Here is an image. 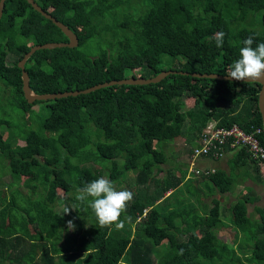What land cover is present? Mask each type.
<instances>
[{"label":"trees","instance_id":"trees-1","mask_svg":"<svg viewBox=\"0 0 264 264\" xmlns=\"http://www.w3.org/2000/svg\"><path fill=\"white\" fill-rule=\"evenodd\" d=\"M34 1L79 41L76 48L39 50L29 58L25 71L37 95L150 79L162 71L227 76L245 39L254 36L253 47L264 43V0ZM220 31L225 35L218 48L213 36ZM67 41L25 0L5 2L0 20V91H6L0 103V183L7 176L11 183L6 187L9 200L0 203V264H264V208H254L257 220L248 213V204L257 198L251 195L254 188L244 187L232 203L228 223L220 218L216 198L248 177L264 185V160L247 146L230 148L228 142L224 156H230L229 172L188 179L185 163L160 167L167 161L168 144L184 137L189 148L183 153L189 155L211 121L216 128L261 130L256 138L264 149L261 86L177 73L156 84L115 85L28 104L19 61L35 45ZM91 43L98 48L94 57L83 51ZM10 53L19 58L9 66ZM190 99L192 107L183 111ZM41 103L50 110L46 118L32 109ZM12 108L22 114L17 125L5 116ZM161 172L166 176L158 178ZM29 175L34 189L23 193L22 176ZM100 177L115 185L123 179L126 187L120 190H134L124 214L132 221L123 229L100 227L87 204L75 199L78 187ZM58 190L64 193L62 206ZM203 196H214L212 207ZM68 208L72 210L64 214ZM69 220L75 224L72 231ZM227 224L235 233L232 244L218 237ZM160 246L168 250L156 251Z\"/></svg>","mask_w":264,"mask_h":264},{"label":"clouds","instance_id":"clouds-1","mask_svg":"<svg viewBox=\"0 0 264 264\" xmlns=\"http://www.w3.org/2000/svg\"><path fill=\"white\" fill-rule=\"evenodd\" d=\"M224 35L225 33L220 31L213 36L218 48L223 46ZM253 43L254 36H249L243 41V47L239 50V58L227 69L226 75L228 77L240 82L264 80V43H259L256 47H253ZM209 124L215 126L214 121L209 122ZM196 145L197 144H195L194 147ZM194 147H192V151ZM191 154L192 153L187 156V161L184 162L188 179L206 176L204 174L206 170H214L213 173H215L217 169L213 167L202 169V161L217 162L224 159L213 160L206 157L192 162ZM192 170H200L202 173L196 175L191 172ZM76 192L75 199L81 204H87V207L95 214L100 227L115 226L117 229H123L126 221H132L131 216H125L124 214L127 211L128 203L134 198V193L127 189L117 190L114 182L107 177H100L85 183L82 187H78ZM171 192L172 191L167 192L166 195L168 196ZM71 210L70 208L66 209L64 214L69 213ZM67 228L70 231L75 229V224L72 220L67 221Z\"/></svg>","mask_w":264,"mask_h":264},{"label":"rangeland","instance_id":"rangeland-1","mask_svg":"<svg viewBox=\"0 0 264 264\" xmlns=\"http://www.w3.org/2000/svg\"><path fill=\"white\" fill-rule=\"evenodd\" d=\"M80 33H83L80 30ZM83 51L90 55L91 57H94L98 54V48L96 47L95 44H89L87 46H85V48L83 49ZM19 58V55L16 53H10L7 57L6 63L7 65H13ZM128 74H130V72H128ZM4 96H6V91L1 90L0 91V103H4L6 98H4ZM193 105L192 99H190L188 101V104H186L185 106L182 107L183 111H186L187 109L191 108ZM32 109L34 110L35 113H38L40 115L41 118H46L49 113L50 110L49 108H47L46 104L41 103L38 105H35L32 107ZM6 112V118H8L12 124L17 125L19 124V121L22 117V114L18 111H16V108H12L10 111H5ZM9 112V113H7ZM35 123L37 124L39 121L34 118ZM32 123H33V119H32ZM32 128L36 129V126L34 127V125H32ZM2 133L4 136L7 135L8 130L5 126L2 127ZM46 137H54L52 134H47L45 135ZM18 145L22 146L24 145V142L22 140H18L17 142ZM169 148V149H168ZM189 148V145L186 144V141L184 140V137H179L177 139H175L173 141V143H170L167 145V149H166V155H167V161L165 164L160 165V167L165 170L168 167H171L174 165H177L178 163H184L187 161V156L186 154H184L183 152L186 151ZM177 153H181L179 156H177ZM225 160L226 157H223ZM209 163V162H208ZM206 167H211L208 164H204L201 165V168L204 169ZM95 169H97V166H94ZM186 167H182V170H185ZM225 170L229 171L231 170V167L229 165L224 166L223 167ZM176 176L179 175L178 172L175 173ZM130 177H132L133 175H130ZM166 176V174L164 175V172H161L158 174V178H162ZM264 176V175H263ZM31 179V175L29 176H22V181H21V185L23 190V193H26L27 190L28 191H32L34 189V186L32 185V183L30 182ZM2 182L0 183V203H5L9 200V193L8 190H6V187H8V185L11 183V178L9 176L3 178L1 180ZM125 180H120L118 183H116V188L117 189H123L125 186L124 184ZM251 186L252 188H254V192H252V196L257 197L256 200L254 201V203L252 204H248V213L253 214V219H259V215L254 211V208L256 206L258 207H262L264 208V185L262 184H258V183H254V181L251 180L250 177H248V179L246 180V182L243 185H238L234 188V190L229 193V194H223L221 196H218V194H216V198L218 201H220L221 203V215L220 218L224 223H228V219L232 217V213L230 211V206L232 205V203L240 196L239 194L241 193V191L244 189V187H249ZM26 191V192H25ZM129 191L134 192L133 188L130 189ZM28 193V192H27ZM211 194V193H210ZM212 195V194H211ZM204 197V199H203ZM200 197L201 200L203 199V203H206L208 205V207H212L213 203H212V199L214 198V196H208V197ZM63 201H64V193L61 190L57 191V204L59 206L63 205ZM194 202V200H193ZM218 237L219 239L224 242V243H228V244H232L235 240V233L233 232V230L228 226L225 228H221V230L218 232ZM241 239H245L247 240V237L245 238H241ZM239 239V241H243ZM237 242V243H238ZM168 247H164V246H160L159 248L156 249V251L159 252H163V251H167Z\"/></svg>","mask_w":264,"mask_h":264},{"label":"water","instance_id":"water-1","mask_svg":"<svg viewBox=\"0 0 264 264\" xmlns=\"http://www.w3.org/2000/svg\"><path fill=\"white\" fill-rule=\"evenodd\" d=\"M7 0H0V20L3 14V9L5 2ZM31 7L40 13L45 19L50 20L60 31L64 34V36L67 38L66 43H47L43 45H35L30 48L28 53H26L23 58L18 63V68L21 70V80H22V93L24 96V99L28 104H33L35 102H45L50 100H56V99H62L67 97H76L82 94H89L91 92H94L96 90H100L103 88L115 86V85H149V84H156L165 79L167 76L172 74H184V75H191L193 78L198 79H212V80H218V81H230V82H238V83H257L261 86L260 92L258 95V110L261 114L262 119V129L264 131V80L261 81H253V82H240L235 81L231 79L228 76L218 75V74H199V73H183V72H175V71H162L155 77H152L150 79H135V78H127L123 80H117V81H111L106 82L103 84L95 85L91 88L82 90V91H74V92H65V93H59V94H43V95H37L35 94L29 83V76L27 72L25 71V64L29 60V58L37 51L39 50H53L56 48H76L79 45L78 37L77 35L69 29L66 25L61 23L60 21L53 18L51 15L47 14L42 8L34 1V0H25Z\"/></svg>","mask_w":264,"mask_h":264},{"label":"built area","instance_id":"built-area-1","mask_svg":"<svg viewBox=\"0 0 264 264\" xmlns=\"http://www.w3.org/2000/svg\"><path fill=\"white\" fill-rule=\"evenodd\" d=\"M261 130L256 129L250 133H245L237 126H233L230 129L216 128L214 125L209 124L202 135L191 154V161L196 162L201 158H210L213 160H219L224 157V145L229 142L230 148H235L239 144L247 146L249 151L254 154L256 159L264 160V149L259 145V141L256 135ZM232 138V142L228 140ZM211 154V157L209 155ZM196 175L202 173L200 170H192ZM214 170H206L204 174L208 176L213 173Z\"/></svg>","mask_w":264,"mask_h":264},{"label":"crops","instance_id":"crops-1","mask_svg":"<svg viewBox=\"0 0 264 264\" xmlns=\"http://www.w3.org/2000/svg\"><path fill=\"white\" fill-rule=\"evenodd\" d=\"M229 158H230V156H228V157H226V159L225 160H220V161H217V162H205V161H202L201 162V164L202 165H204V164H208L209 166H211V167H213V168H215V169H217V170H223V171H226V172H229V168H228V170H225L223 167L224 166H227V165H229ZM246 182V180L244 181V183ZM243 183V184H244ZM226 194H229V193H225V195ZM223 195V194H222Z\"/></svg>","mask_w":264,"mask_h":264}]
</instances>
